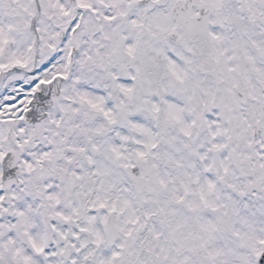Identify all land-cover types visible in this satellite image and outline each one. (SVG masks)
<instances>
[{
    "label": "snow or ice",
    "instance_id": "obj_1",
    "mask_svg": "<svg viewBox=\"0 0 264 264\" xmlns=\"http://www.w3.org/2000/svg\"><path fill=\"white\" fill-rule=\"evenodd\" d=\"M0 264H264V0H0Z\"/></svg>",
    "mask_w": 264,
    "mask_h": 264
}]
</instances>
